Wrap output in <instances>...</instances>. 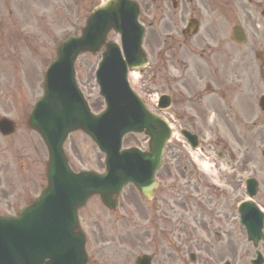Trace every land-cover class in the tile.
I'll list each match as a JSON object with an SVG mask.
<instances>
[{"label":"flooded vegetation","instance_id":"flooded-vegetation-1","mask_svg":"<svg viewBox=\"0 0 264 264\" xmlns=\"http://www.w3.org/2000/svg\"><path fill=\"white\" fill-rule=\"evenodd\" d=\"M247 1H255L261 11L264 8L263 0ZM154 5L150 24L152 38H149L151 65L146 76L149 85L145 86V91L152 93L151 81L162 77V67L175 69L179 73V83L174 85V90L177 95L179 92L175 102L179 108L175 112L179 114L180 132L185 130L196 135L203 145L202 150L209 155L206 158L211 168L206 179L208 186L203 187L205 178L199 176L196 186L201 187L185 184L181 196L175 201L176 209L179 205L187 207L184 194L190 195L194 263L234 264L233 260L248 259L251 264L260 254L264 264V236L254 246L241 224L237 209V205L245 201L242 199V177L247 173L242 175L240 172L248 170V158L236 156L237 160L224 155L230 150L228 140L240 144L248 123L249 129L256 126L255 109L248 107L247 100L256 97L255 83L264 75L263 25L252 19L255 12L244 0H157ZM233 11L238 12L247 39L250 36L247 48L234 49L237 47L232 45L230 32L221 22H230ZM178 31L179 44L161 43L159 35L167 36ZM257 47L262 49L261 61L255 58ZM172 51L177 54L171 53L167 60L166 54ZM255 138L260 141L257 135ZM262 169L259 165L257 173H262ZM220 173L229 183L216 178ZM257 179L260 181L254 203L264 213V178L257 175ZM232 184L237 186L236 191H241L237 194L233 191V202ZM167 202L168 195L160 188L148 202L154 213V221L150 223L158 229V234L159 224L168 219Z\"/></svg>","mask_w":264,"mask_h":264},{"label":"rangeland","instance_id":"rangeland-1","mask_svg":"<svg viewBox=\"0 0 264 264\" xmlns=\"http://www.w3.org/2000/svg\"><path fill=\"white\" fill-rule=\"evenodd\" d=\"M24 1L22 9H19L16 7L17 0H12L10 3L0 0V20L4 23L0 26V118L12 119L17 125L14 136L3 138L0 135L1 214L17 212L36 197L40 188L46 184L47 151L40 138L28 129L27 117L34 98L42 95V78L56 55L57 46L80 29L85 15L83 10L85 5L82 9L80 4V11L76 12L73 5L69 4L70 0H66L68 6L59 2L64 0H52L50 2L52 10H47L49 0H37L38 7H32L28 0ZM86 4L90 9L89 2ZM10 11H12L11 15ZM110 39L115 40L116 37L111 35ZM99 56L86 55L81 57L76 65L79 86L96 110H100L102 106L93 79ZM162 71L164 72L163 69ZM143 80H139L137 86ZM165 85L164 81L157 79L154 86L160 88ZM134 86L136 87V84ZM164 116L174 126L175 134L167 146L165 165L158 177L162 182L160 190L168 192L169 205H173L174 200L169 197V193L176 195V192H179V156L182 151L185 156L181 158L182 161L187 158L191 161L197 160V156L184 148H179V116L171 113ZM125 146L146 149V138L143 135H130L125 139ZM65 149L76 170L103 168V156L83 133L72 134ZM248 172L249 170L242 169L240 173L244 175ZM199 174L205 178L203 187H207L206 172L205 175L202 172ZM196 178L198 176L194 180L183 179V181H190L195 187H201V185L196 186ZM216 178L220 182L229 183L228 180H224V175L221 173L216 175ZM236 190L237 186L232 184V202L233 191L236 194L241 193ZM129 198L133 203L132 197ZM123 204L126 208L129 207L125 199ZM147 207L148 205L140 200L134 206L128 222L118 225L124 229L120 230L124 236L112 237L107 231L104 234L98 232L97 241L109 239V245H115V248L108 246L103 252H100L96 246L98 256L106 262L111 252L115 250L118 257L115 259L119 264H132L133 259L138 255L156 253L155 264H193L190 259L193 253V231L192 226L187 225L188 222L190 224L192 222L190 209L187 207L180 209L179 206L177 209L173 207V210L176 209L173 212L169 209L167 217L173 219L172 223L160 224L163 231L161 234L165 235V238L150 244L156 228L151 227L148 233L145 231ZM181 215L185 216L180 219L184 224H179ZM143 223L145 224L142 225ZM97 243L94 241L95 245ZM233 263L248 264V259L233 260Z\"/></svg>","mask_w":264,"mask_h":264},{"label":"water","instance_id":"water-1","mask_svg":"<svg viewBox=\"0 0 264 264\" xmlns=\"http://www.w3.org/2000/svg\"><path fill=\"white\" fill-rule=\"evenodd\" d=\"M130 10L131 6L124 2L117 5L116 8H113V5L106 4L97 9L90 18L89 29L84 32L83 37L77 39L75 43H68L62 48L60 51L61 59L55 63V68H68L70 76H72L73 63L71 57L76 56L80 51L95 52L97 44L100 41L104 43L106 30L110 26L118 30L119 19L122 21L127 20ZM101 22H103L102 29H100ZM105 24H107L106 27ZM123 42L129 44L125 36H123ZM74 47L78 50L76 53L73 51ZM66 81L69 89L72 86L71 80L67 79ZM59 84L60 81L52 76L46 85V94L58 95ZM123 88L126 90L124 85ZM126 100L127 102L130 100L129 95ZM43 103L44 105L34 113L29 123L31 127L42 133L49 146L52 166L49 178L55 188L51 189V193H45L42 200L26 209L18 219L0 218V264H69L68 261L70 260L85 264L84 238L78 231L76 208L85 203L89 193L97 192L101 188L100 184L117 190L119 187L117 188L111 172L118 176L127 177L126 174L134 166L130 155L119 154L117 157L113 154L112 160H119V163L115 165L109 159L111 166L115 167L105 178H98L92 174L82 176L68 174L66 178L61 176V181H57L53 165L63 159L62 143L67 136V131L77 128L73 127L72 123L76 121L74 117H78V114L74 111L68 113V115L62 114L57 120L56 115L63 112L62 107L54 108L55 104L50 105L51 103L49 104L47 99ZM113 104L115 106L123 105L118 99H115ZM114 116L115 113H111L110 118ZM79 118L83 121L78 122V127L84 128L87 125V131L93 135L98 132V126H102L104 119L102 117L93 120L88 115H82ZM70 119L71 123H68ZM116 120L118 121L116 122ZM142 120L143 125L141 127L148 128V133L152 135L156 143L152 147L153 154L156 157L150 158L149 161L159 163L166 135L162 134L164 130L160 131L161 128L155 122V124H152L148 117L142 118ZM110 123L113 124L112 127L102 128L95 135L100 147L102 149L103 147L107 148L106 151L112 150L113 147L119 149L121 135L132 129L131 122L126 124L118 118H113ZM132 125L134 127L136 124ZM6 126L7 128L3 129V132L11 134L13 125L6 120L1 122V128ZM148 165L147 162L144 171H149L152 174L154 170H148ZM52 195H55L58 202L64 200V210L58 208L55 212L57 206L54 209L50 202Z\"/></svg>","mask_w":264,"mask_h":264},{"label":"bare ground","instance_id":"bare-ground-1","mask_svg":"<svg viewBox=\"0 0 264 264\" xmlns=\"http://www.w3.org/2000/svg\"><path fill=\"white\" fill-rule=\"evenodd\" d=\"M131 77L136 80L137 79V75L136 74H132Z\"/></svg>","mask_w":264,"mask_h":264}]
</instances>
